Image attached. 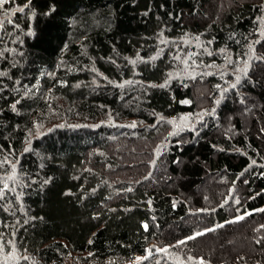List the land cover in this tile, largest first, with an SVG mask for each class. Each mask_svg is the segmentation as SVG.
I'll return each mask as SVG.
<instances>
[{
  "label": "trees",
  "instance_id": "obj_1",
  "mask_svg": "<svg viewBox=\"0 0 264 264\" xmlns=\"http://www.w3.org/2000/svg\"><path fill=\"white\" fill-rule=\"evenodd\" d=\"M0 264H264V0H0Z\"/></svg>",
  "mask_w": 264,
  "mask_h": 264
},
{
  "label": "rangeland",
  "instance_id": "obj_2",
  "mask_svg": "<svg viewBox=\"0 0 264 264\" xmlns=\"http://www.w3.org/2000/svg\"><path fill=\"white\" fill-rule=\"evenodd\" d=\"M250 98L252 99V96L250 95ZM253 109H257L256 105L249 102L246 103L243 110H242V116L244 118L245 126L248 127L250 124V119L252 117V111ZM249 111V113L247 112ZM250 114V115H249ZM166 162L163 163L161 167H158L155 173V176L153 180H159L163 181L166 180V178L170 177V185L173 186V184L176 183V178L169 175L167 169H166ZM160 168V169H159ZM216 174V173H215ZM215 174H208V176L205 177V180L201 183L199 186V190H207L210 188V185L214 181ZM252 239V235H248L245 233L243 229H233L230 232V235L225 237L223 235L213 236L212 238L208 239L209 247L211 250H214L215 248H222L223 246H227L228 248H238L242 245H247L248 242Z\"/></svg>",
  "mask_w": 264,
  "mask_h": 264
}]
</instances>
